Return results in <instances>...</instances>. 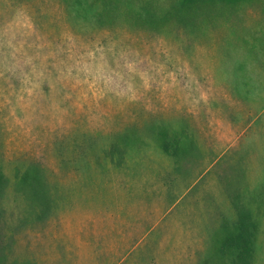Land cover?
Returning <instances> with one entry per match:
<instances>
[{
	"label": "rangeland",
	"instance_id": "rangeland-1",
	"mask_svg": "<svg viewBox=\"0 0 264 264\" xmlns=\"http://www.w3.org/2000/svg\"><path fill=\"white\" fill-rule=\"evenodd\" d=\"M7 264H264V0H0Z\"/></svg>",
	"mask_w": 264,
	"mask_h": 264
},
{
	"label": "trees",
	"instance_id": "trees-1",
	"mask_svg": "<svg viewBox=\"0 0 264 264\" xmlns=\"http://www.w3.org/2000/svg\"><path fill=\"white\" fill-rule=\"evenodd\" d=\"M7 181H8L7 178L0 169V249L4 245L1 241V238L3 235L2 219L4 218V214H5V210L3 208V198L8 185ZM0 264H7L6 257H4L1 252H0Z\"/></svg>",
	"mask_w": 264,
	"mask_h": 264
}]
</instances>
